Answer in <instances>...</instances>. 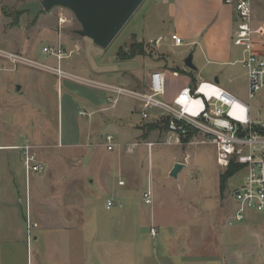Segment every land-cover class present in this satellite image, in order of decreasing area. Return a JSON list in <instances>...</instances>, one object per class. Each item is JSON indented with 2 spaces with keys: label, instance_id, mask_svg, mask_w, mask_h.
I'll return each mask as SVG.
<instances>
[{
  "label": "rangeland",
  "instance_id": "rangeland-1",
  "mask_svg": "<svg viewBox=\"0 0 264 264\" xmlns=\"http://www.w3.org/2000/svg\"><path fill=\"white\" fill-rule=\"evenodd\" d=\"M27 1L32 0H0V49L54 69L56 59L43 49L60 47L68 57L60 68L77 80L59 78L41 67L0 61V145L20 147L24 139L34 145L37 164L44 170L25 175L55 181L50 188L62 198L70 188L65 181L81 178L87 185V180L93 181L85 197L87 263H264V215L249 212L241 222L232 219V192L242 183V172L229 178L220 193L219 176L224 170L216 164L215 150L205 139L194 135L177 144L166 130L148 127L164 118L142 120L135 100L122 96L113 105L106 101L107 93L87 82L142 92V74L154 63L166 71L167 93L174 95L191 79L179 71L173 77L171 70H185L184 61L191 55L198 66L192 71L196 82L212 81L217 75L222 88L250 106L253 120L264 123V91L247 98L239 63L241 51L232 40L235 16L231 8L221 0H168L167 4L165 0H143L110 45L101 49L76 33L80 25L67 8L55 6L35 20L28 12L17 14L18 7ZM261 4L253 42L256 53L264 57ZM174 33L182 39L181 47L172 45L170 35ZM132 42L143 44L144 55L117 61L118 50H126ZM208 58L216 63H207ZM77 96L101 98L99 103L108 109L97 117H80L79 110L89 113L90 109ZM77 128L85 136L82 148L62 147L76 135ZM106 134L113 135L118 144L111 152L105 149ZM5 154L10 166L16 164L20 190L23 160L19 164L10 157H23V150L0 151V182ZM175 163L183 167L172 178L169 173ZM118 181H123L124 187L118 186ZM148 189L151 203L146 205L143 194ZM75 199L77 203L67 202L80 208L82 197ZM107 200L114 203L109 209L105 208ZM23 221V242L29 236L30 244L25 216ZM150 228L155 229L154 237ZM30 257L28 252L18 264H28ZM30 264H35L34 255Z\"/></svg>",
  "mask_w": 264,
  "mask_h": 264
},
{
  "label": "built area",
  "instance_id": "built-area-1",
  "mask_svg": "<svg viewBox=\"0 0 264 264\" xmlns=\"http://www.w3.org/2000/svg\"><path fill=\"white\" fill-rule=\"evenodd\" d=\"M221 1L231 8L235 16L232 40L233 45L241 51L239 63L244 70L247 98L251 100L264 91V57L256 53L253 42L258 33L256 27V13L260 9L258 4L262 2L264 8V0ZM261 27L264 31V22ZM170 41L175 47L183 45L177 34H172ZM43 52L53 55L58 63L67 57L59 48L56 50L44 48ZM0 61L12 66L24 64L41 67L52 70L59 78L77 80L62 71L59 65L50 69L20 54L1 49ZM173 76L177 74L173 73ZM87 82L107 93L106 101L113 105L122 96L135 100L142 120H148L150 117H154L155 120L167 118V133L177 144H181V139L187 138L188 135L191 137L197 135L205 139L215 150V161L219 168L225 171L231 163L241 167L243 181L232 192L235 201L232 219L241 222L247 218L249 212L264 215V123L253 120L249 105L239 101L218 83L204 80L190 87L184 86L171 102H167L164 99L165 73L161 71L150 74L142 92H133L121 86L97 84L91 80ZM78 115L90 116L84 111H79ZM104 144L105 149L110 152L118 146L111 134L104 136ZM18 148L23 150L26 175L42 173L44 168L37 164L32 153L33 146L25 144L16 149ZM122 184L123 182H119V185ZM150 194L149 189L143 194V202L146 205L151 203ZM113 205V201L107 200L105 208L109 209ZM150 235L152 237L156 235L154 228H150Z\"/></svg>",
  "mask_w": 264,
  "mask_h": 264
},
{
  "label": "crops",
  "instance_id": "crops-1",
  "mask_svg": "<svg viewBox=\"0 0 264 264\" xmlns=\"http://www.w3.org/2000/svg\"><path fill=\"white\" fill-rule=\"evenodd\" d=\"M167 2L165 1L166 4ZM62 61L58 63L56 60L57 66H60ZM206 62L216 63L210 61V58ZM192 64L195 68L194 70L188 68L180 70L177 67L175 68L180 70L181 74L190 76L189 74L192 75V71L197 70V65L193 63V59ZM221 65H224V63ZM68 66L70 67V65ZM156 71L164 72L166 75L165 70H161L157 64L153 63V67L142 74L145 86L150 74ZM173 73H176L178 76L177 72H171L172 76ZM130 74L133 77L135 76L134 73ZM193 79L194 83H190L187 86L197 83L195 78ZM212 81H216L220 85L217 75L214 76ZM179 90L172 95L169 92L167 93L166 88L165 101L171 102ZM77 98L82 104L89 106L90 112H84L90 116H99L98 114L102 111L106 112L108 109L103 103H99L102 100L101 98H88L84 96H77ZM80 133L77 128L76 135L70 136L61 146L67 149L82 148V142L85 136L83 131ZM24 142L25 144H29L26 143L28 141L25 139ZM17 147L19 146L0 145V151H14ZM32 153L36 159V154L33 151ZM3 158L6 160L3 164V176L0 182V264H18L22 257H28V252L31 253V259L27 260L28 264L32 263V255L35 257V264H88L86 257L87 239L85 234V216L87 209L85 197L86 192L89 190L88 185H92L93 181L87 180L88 185L81 178H72L69 181H65V184L70 188L66 194H62L64 197L62 198L56 190L50 188L51 185L55 184V181L48 183L45 178L37 175L30 176L28 179L24 172V179H19L21 189L18 190L16 185V164L11 163L10 166L8 154H5ZM10 159H14L20 164L24 157L21 154H15L13 156L11 155ZM78 165L81 166L82 163ZM22 166L24 164L20 168ZM119 182L123 181H118L117 184L118 186L124 187V184L119 185ZM2 185L4 186L2 187ZM76 197H82L80 208H76L73 205L77 203ZM67 201H75L76 203ZM24 216L27 234H31L30 244L28 241L29 236H27L25 244L23 242L25 230Z\"/></svg>",
  "mask_w": 264,
  "mask_h": 264
},
{
  "label": "water",
  "instance_id": "water-1",
  "mask_svg": "<svg viewBox=\"0 0 264 264\" xmlns=\"http://www.w3.org/2000/svg\"><path fill=\"white\" fill-rule=\"evenodd\" d=\"M142 2L143 0H32L24 2L17 10L20 13L28 12L31 20H35L42 11L55 6L67 8L80 25L76 33L91 40L95 46L106 49ZM184 64L190 70L195 69L191 55ZM19 89L17 86L16 90ZM182 167L175 163L169 176L176 178Z\"/></svg>",
  "mask_w": 264,
  "mask_h": 264
},
{
  "label": "trees",
  "instance_id": "trees-1",
  "mask_svg": "<svg viewBox=\"0 0 264 264\" xmlns=\"http://www.w3.org/2000/svg\"><path fill=\"white\" fill-rule=\"evenodd\" d=\"M17 14H22L18 10L16 11ZM145 53V49L143 47V44L140 42H132L126 50H123L120 48L118 52L116 53V60L117 61H127L134 59L137 56H143ZM181 73L180 70H177V68H173L171 72H177ZM191 83H194V79L191 74H189ZM167 125H168V119L164 118L158 122H151L148 124V127L150 130H166L167 131ZM189 136L187 138L181 139V143H186L189 140ZM241 170V167L237 164L231 163L228 168L219 176V191L222 193L225 190V186L227 183V180L231 178L235 173Z\"/></svg>",
  "mask_w": 264,
  "mask_h": 264
}]
</instances>
